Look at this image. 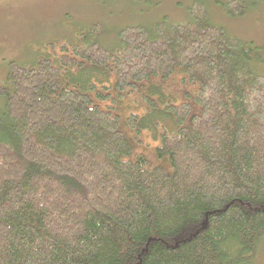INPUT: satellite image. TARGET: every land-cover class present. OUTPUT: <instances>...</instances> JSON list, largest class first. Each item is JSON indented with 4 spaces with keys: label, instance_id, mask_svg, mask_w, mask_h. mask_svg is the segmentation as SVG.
Wrapping results in <instances>:
<instances>
[{
    "label": "trees",
    "instance_id": "16d2710c",
    "mask_svg": "<svg viewBox=\"0 0 264 264\" xmlns=\"http://www.w3.org/2000/svg\"><path fill=\"white\" fill-rule=\"evenodd\" d=\"M205 1L184 22L126 25L111 47L95 24L8 63L0 264H256L264 60Z\"/></svg>",
    "mask_w": 264,
    "mask_h": 264
},
{
    "label": "rangeland",
    "instance_id": "374dc122",
    "mask_svg": "<svg viewBox=\"0 0 264 264\" xmlns=\"http://www.w3.org/2000/svg\"><path fill=\"white\" fill-rule=\"evenodd\" d=\"M206 0L208 21L247 43H252L264 60V6L262 0H244L242 13L229 15L224 3ZM191 0H0V82L8 63L31 62L48 42L74 40L93 25L100 28L98 40L111 47L117 31L126 25L150 26L164 17L184 22ZM264 264V243L256 255Z\"/></svg>",
    "mask_w": 264,
    "mask_h": 264
},
{
    "label": "bare ground",
    "instance_id": "6f19581e",
    "mask_svg": "<svg viewBox=\"0 0 264 264\" xmlns=\"http://www.w3.org/2000/svg\"><path fill=\"white\" fill-rule=\"evenodd\" d=\"M177 24V23H176ZM75 34V33H74ZM77 37V36H76Z\"/></svg>",
    "mask_w": 264,
    "mask_h": 264
}]
</instances>
